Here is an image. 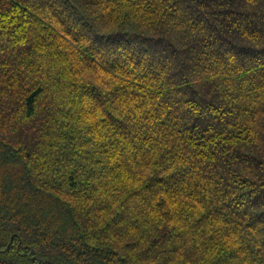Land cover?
I'll return each instance as SVG.
<instances>
[{
    "label": "trees",
    "instance_id": "16d2710c",
    "mask_svg": "<svg viewBox=\"0 0 264 264\" xmlns=\"http://www.w3.org/2000/svg\"><path fill=\"white\" fill-rule=\"evenodd\" d=\"M0 264H264V0H0Z\"/></svg>",
    "mask_w": 264,
    "mask_h": 264
}]
</instances>
